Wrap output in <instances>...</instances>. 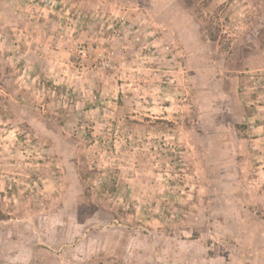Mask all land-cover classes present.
Segmentation results:
<instances>
[{
  "label": "rangeland",
  "instance_id": "374dc122",
  "mask_svg": "<svg viewBox=\"0 0 264 264\" xmlns=\"http://www.w3.org/2000/svg\"><path fill=\"white\" fill-rule=\"evenodd\" d=\"M240 243L264 264V0H0V264Z\"/></svg>",
  "mask_w": 264,
  "mask_h": 264
},
{
  "label": "crops",
  "instance_id": "0c3cea01",
  "mask_svg": "<svg viewBox=\"0 0 264 264\" xmlns=\"http://www.w3.org/2000/svg\"><path fill=\"white\" fill-rule=\"evenodd\" d=\"M239 247H240L239 250H240V251H243V253H241V256H240L241 260H243V261H241V262L238 261V262H237L236 259H234L235 264H237V263H239V264H244V263H247L248 261H251L250 264H253L254 260L252 261V258H251L252 256H246V255H245V250H246V249L243 248V244H242V243L239 244ZM240 251H239V252H240ZM239 260H240V259H239Z\"/></svg>",
  "mask_w": 264,
  "mask_h": 264
}]
</instances>
